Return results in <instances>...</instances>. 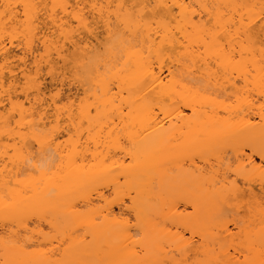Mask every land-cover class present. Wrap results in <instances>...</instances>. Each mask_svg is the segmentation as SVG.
<instances>
[{"label":"bare ground","instance_id":"1","mask_svg":"<svg viewBox=\"0 0 264 264\" xmlns=\"http://www.w3.org/2000/svg\"><path fill=\"white\" fill-rule=\"evenodd\" d=\"M0 6V264H264V0Z\"/></svg>","mask_w":264,"mask_h":264},{"label":"snow or ice","instance_id":"2","mask_svg":"<svg viewBox=\"0 0 264 264\" xmlns=\"http://www.w3.org/2000/svg\"><path fill=\"white\" fill-rule=\"evenodd\" d=\"M0 7H5V6H0ZM7 7H11V6L9 5ZM19 7H20V5H17V8H19ZM119 7L123 8L124 5L122 4ZM135 7H141V5L137 2L135 4ZM133 11H135V8H133ZM249 16L254 17V18L248 20V28L251 29V28H254L257 25H259L261 32H264V6H261V10H260V12L258 14L253 12V13H249ZM4 17L8 18L7 20H5V23H4V27L5 28H7L9 24L15 22V16L14 15L9 16V13H8L7 10H5L2 13V15H0V19H2ZM244 22H245V17H243V16L241 17L239 22H237L235 19H233L227 24V28L234 27L238 23H239V25L243 26ZM157 39H159V37H157ZM167 50L168 49H165V48L161 47V48L156 50L155 56L153 55V52L150 50L149 51V56L153 60V64H155L156 58H158L159 56H162L163 53L165 51H167ZM262 50H264V49H262ZM161 67L163 68L164 66L161 65ZM170 67H173V65H171ZM241 147H243L245 149V151H251V157L243 156V157H241V159L251 160V162H253V163L258 160L259 166L264 168V139L261 140L259 147H257V145L255 143H251V142L249 144L241 145ZM121 179H122V177H121ZM18 223L20 225L26 227V225H24V220L23 219H21ZM4 227L5 228L11 227V228L15 229L17 227V223L14 222V223H12L10 225L9 224H5ZM51 242L55 243L56 242L55 238H53L51 240ZM162 264H169V262L168 261H163ZM180 264H184V262L181 261ZM229 264H231V262H229Z\"/></svg>","mask_w":264,"mask_h":264},{"label":"rangeland","instance_id":"3","mask_svg":"<svg viewBox=\"0 0 264 264\" xmlns=\"http://www.w3.org/2000/svg\"><path fill=\"white\" fill-rule=\"evenodd\" d=\"M48 81H49V79H48V78H46V79L44 80V83H45V84H47V83H48Z\"/></svg>","mask_w":264,"mask_h":264}]
</instances>
